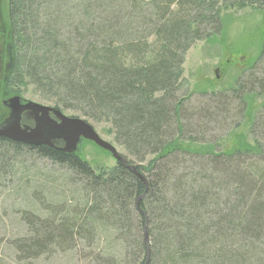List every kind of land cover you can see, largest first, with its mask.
<instances>
[{
	"label": "trees",
	"instance_id": "1",
	"mask_svg": "<svg viewBox=\"0 0 264 264\" xmlns=\"http://www.w3.org/2000/svg\"><path fill=\"white\" fill-rule=\"evenodd\" d=\"M221 5L264 11V0H8L9 85L108 122L141 176L0 137V170L37 155L79 186L36 200L46 218L25 213L30 232L3 240L17 261L82 246L93 264H145L146 227V264H264V100L249 104L264 96V34L228 88L180 93L185 53L220 35ZM246 124L252 144L219 148Z\"/></svg>",
	"mask_w": 264,
	"mask_h": 264
},
{
	"label": "rangeland",
	"instance_id": "2",
	"mask_svg": "<svg viewBox=\"0 0 264 264\" xmlns=\"http://www.w3.org/2000/svg\"><path fill=\"white\" fill-rule=\"evenodd\" d=\"M7 4L8 0H0V127L8 124L7 121L11 117L9 107L5 104L11 97L19 96L41 105L53 106L33 85L23 83L15 87L8 83L11 48L4 35L8 16ZM220 7L222 21L220 35L195 42L185 53L181 95L186 96L185 92L228 88L251 64L258 52L264 34V11L257 5ZM191 96L196 100V94ZM263 100L264 96L250 97L251 114ZM62 111L68 116L84 118L70 110ZM88 122L102 139L112 143L127 160L131 159L125 149L114 142L108 122L96 123L90 120ZM249 128L247 124L238 127L225 137L219 148L225 150L237 144L239 146L252 144ZM78 155L92 167H98L102 171L116 164L115 159L107 151L89 141L81 142L78 146ZM15 157L17 163L0 170V264H93L88 254L84 256L88 250L82 246L65 253H45L37 258L33 256L24 263L16 260L17 253L14 256L13 250L4 241L17 235L26 236L30 232L31 226L27 222L31 221L24 220L25 213L46 218L47 212L42 210L39 200L58 202L63 198L78 197L79 191L76 190L79 186L68 181L63 168L44 157L27 153ZM12 161L14 162V159ZM36 200L38 201L35 202Z\"/></svg>",
	"mask_w": 264,
	"mask_h": 264
},
{
	"label": "water",
	"instance_id": "3",
	"mask_svg": "<svg viewBox=\"0 0 264 264\" xmlns=\"http://www.w3.org/2000/svg\"><path fill=\"white\" fill-rule=\"evenodd\" d=\"M5 104L8 105L14 119L0 127V137L25 144H41L68 154L74 153L79 140L83 138L107 151L116 162L123 163L141 178L136 167L128 164L122 153L112 143L102 139L86 119L68 116L56 107L41 105L19 96L9 98ZM143 241L147 262L150 247L146 227Z\"/></svg>",
	"mask_w": 264,
	"mask_h": 264
},
{
	"label": "flooded vegetation",
	"instance_id": "4",
	"mask_svg": "<svg viewBox=\"0 0 264 264\" xmlns=\"http://www.w3.org/2000/svg\"><path fill=\"white\" fill-rule=\"evenodd\" d=\"M48 107H50V106H48ZM53 107V106H52ZM10 110V109H9ZM62 111V110H61ZM11 112V111H10ZM62 113H64L63 111H62ZM65 114V113H64ZM25 118V117H24ZM14 119V117H13V115L11 114V117H10V119L7 121L8 123H10L12 120ZM11 140V139H10ZM13 141V140H12ZM83 141H88V140H85V139H83V138H81L80 140H79V142H78V145H77V148H76V150L74 151V153H77L78 152V146L81 144V142H83ZM90 142V141H89ZM21 143V142H20ZM58 143L60 144V141H58ZM23 144H25V143H23ZM27 145H31V146H35V147H39V146H45V145H33V144H27ZM46 147H48V146H46ZM50 148V147H49ZM52 149V148H51ZM54 150V149H53ZM56 152H59V153H65V152H61V151H58V150H55ZM65 154H68V153H65ZM71 154H73V153H71Z\"/></svg>",
	"mask_w": 264,
	"mask_h": 264
}]
</instances>
